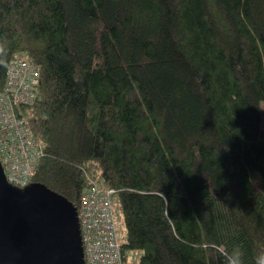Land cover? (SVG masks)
Masks as SVG:
<instances>
[{"label": "trees", "instance_id": "obj_1", "mask_svg": "<svg viewBox=\"0 0 264 264\" xmlns=\"http://www.w3.org/2000/svg\"><path fill=\"white\" fill-rule=\"evenodd\" d=\"M43 147L32 182L77 208L116 191L123 264H243L264 254V0H0V90ZM263 106V108H262Z\"/></svg>", "mask_w": 264, "mask_h": 264}, {"label": "built area", "instance_id": "obj_2", "mask_svg": "<svg viewBox=\"0 0 264 264\" xmlns=\"http://www.w3.org/2000/svg\"><path fill=\"white\" fill-rule=\"evenodd\" d=\"M39 81L40 70L31 57L14 53L0 90V163L8 183L17 187L32 182L43 154L21 110L38 99ZM77 212L85 264H123L116 191L101 186L84 189Z\"/></svg>", "mask_w": 264, "mask_h": 264}, {"label": "water", "instance_id": "obj_3", "mask_svg": "<svg viewBox=\"0 0 264 264\" xmlns=\"http://www.w3.org/2000/svg\"><path fill=\"white\" fill-rule=\"evenodd\" d=\"M0 264H85L77 207L42 184L8 183L1 163Z\"/></svg>", "mask_w": 264, "mask_h": 264}, {"label": "clouds", "instance_id": "obj_4", "mask_svg": "<svg viewBox=\"0 0 264 264\" xmlns=\"http://www.w3.org/2000/svg\"><path fill=\"white\" fill-rule=\"evenodd\" d=\"M243 252L239 246L233 248L227 255V264H243ZM256 264H264V254L257 257Z\"/></svg>", "mask_w": 264, "mask_h": 264}, {"label": "rangeland", "instance_id": "obj_5", "mask_svg": "<svg viewBox=\"0 0 264 264\" xmlns=\"http://www.w3.org/2000/svg\"><path fill=\"white\" fill-rule=\"evenodd\" d=\"M262 108H263V106H262ZM261 128L264 130V121H262V123H261ZM120 227H121V229H123L122 228V223H121Z\"/></svg>", "mask_w": 264, "mask_h": 264}]
</instances>
